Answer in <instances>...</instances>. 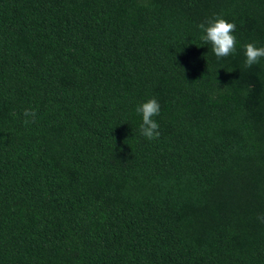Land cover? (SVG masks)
Returning <instances> with one entry per match:
<instances>
[{"label": "trees", "instance_id": "trees-1", "mask_svg": "<svg viewBox=\"0 0 264 264\" xmlns=\"http://www.w3.org/2000/svg\"><path fill=\"white\" fill-rule=\"evenodd\" d=\"M216 16L236 25L220 59L198 28ZM248 43L264 0H0V264H264Z\"/></svg>", "mask_w": 264, "mask_h": 264}, {"label": "clouds", "instance_id": "clouds-1", "mask_svg": "<svg viewBox=\"0 0 264 264\" xmlns=\"http://www.w3.org/2000/svg\"><path fill=\"white\" fill-rule=\"evenodd\" d=\"M198 28L203 33L200 36L201 41L211 45V51L218 59L228 57L236 52L237 41L233 34L236 25L234 23L228 22L221 16H216L208 20L207 23L199 24ZM244 54V67L251 68L264 58V47H257L255 43H248L244 46ZM160 110L161 106L155 98L149 99L136 108L137 113L142 115L140 134L148 140L158 139L160 136L159 124L154 119V117L159 116ZM23 115L26 118L32 117L34 122L36 112L25 109ZM28 122L26 119L25 123ZM258 219L264 220V217H258Z\"/></svg>", "mask_w": 264, "mask_h": 264}]
</instances>
